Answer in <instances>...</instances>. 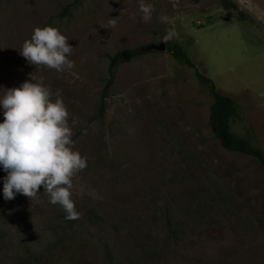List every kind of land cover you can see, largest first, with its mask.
<instances>
[{
  "label": "rangeland",
  "instance_id": "rangeland-1",
  "mask_svg": "<svg viewBox=\"0 0 264 264\" xmlns=\"http://www.w3.org/2000/svg\"><path fill=\"white\" fill-rule=\"evenodd\" d=\"M235 1L246 19L222 0H144L154 9L145 23L140 0H0V86L18 87L32 74L59 90L73 147L87 157L72 178L78 219L66 220L42 186L33 198L5 201L0 192V264L34 256L110 264L102 243L112 264H264V165L220 144L208 124L212 97L195 68L166 49L128 58L98 114L108 55L171 33L164 41L180 42L238 103L242 118L232 130L264 151V0ZM44 25L68 37L70 71L19 55Z\"/></svg>",
  "mask_w": 264,
  "mask_h": 264
},
{
  "label": "clouds",
  "instance_id": "clouds-1",
  "mask_svg": "<svg viewBox=\"0 0 264 264\" xmlns=\"http://www.w3.org/2000/svg\"><path fill=\"white\" fill-rule=\"evenodd\" d=\"M153 10L152 4L140 0L143 22L151 19ZM117 17H109L106 26L114 27ZM159 19L169 21L166 14ZM170 38L171 33L163 37ZM68 40L55 26L34 27L23 40L19 55L31 65H43L57 73L70 71L73 47ZM0 88L4 89L0 94V171L6 173L0 177L3 199L11 200L17 194L33 198L42 186L48 202L60 205L66 220L78 219L72 178L87 166V157L73 147L69 111L59 90L53 92L32 74L18 87Z\"/></svg>",
  "mask_w": 264,
  "mask_h": 264
},
{
  "label": "trees",
  "instance_id": "trees-1",
  "mask_svg": "<svg viewBox=\"0 0 264 264\" xmlns=\"http://www.w3.org/2000/svg\"><path fill=\"white\" fill-rule=\"evenodd\" d=\"M222 4L225 7L237 10V16L239 19L243 20L246 19V17L248 16L245 11L239 9L238 3L235 0H222ZM166 50L169 51L175 59L181 61L182 63L190 67L195 68L196 77L207 89L209 95L212 97L208 124L213 134L219 140L220 144L229 151L240 152L253 156L264 165L263 149L251 143L250 140H248L246 137L241 136L232 130V121H234L235 119L242 118V111L236 100L231 95L221 91L216 86L215 82L211 77L207 76L196 67L195 62L189 57L185 48L180 42L176 40L167 41ZM146 51L148 50L145 49V45H141L132 48L119 49L115 53L108 55L109 62L107 67V76L102 87L100 104L98 107V114L100 116L105 115L107 93L113 83L117 65L128 58L138 56ZM76 241H78V243H76L78 245L80 243V240L78 239ZM102 245L108 262L112 264V251L110 246L108 245V243H102ZM58 246L59 244L55 246V249L56 247L58 248ZM48 260L42 257L41 259H39L38 257L34 256L33 262H29L27 264H46ZM70 264L79 263L76 261Z\"/></svg>",
  "mask_w": 264,
  "mask_h": 264
},
{
  "label": "water",
  "instance_id": "water-1",
  "mask_svg": "<svg viewBox=\"0 0 264 264\" xmlns=\"http://www.w3.org/2000/svg\"><path fill=\"white\" fill-rule=\"evenodd\" d=\"M145 49H157V50H165L166 49V42L164 40H161L158 43H150L145 45Z\"/></svg>",
  "mask_w": 264,
  "mask_h": 264
}]
</instances>
